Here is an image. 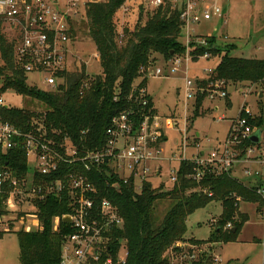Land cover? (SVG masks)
Returning <instances> with one entry per match:
<instances>
[{
    "label": "trees",
    "instance_id": "1",
    "mask_svg": "<svg viewBox=\"0 0 264 264\" xmlns=\"http://www.w3.org/2000/svg\"><path fill=\"white\" fill-rule=\"evenodd\" d=\"M125 3L126 0H103L85 4L87 31L98 54L101 73L98 82L95 77L88 81L85 66L80 64L74 71H70L68 67L60 71L57 75L59 82L53 89L44 90L31 86L27 82V76L13 60V43L2 37L0 93L12 90L43 104L45 110L36 112L25 108L2 107L0 119L23 132L30 130L32 120L41 121L48 137L59 144L67 137L78 154L103 149L108 139L106 130L111 119L131 105L137 107L133 100L128 99V95L136 83L146 85L147 78L140 72L141 68L147 70L154 65V54L168 62L186 52V46L180 42L183 27L180 18L182 3L176 6L171 0H163L150 11L143 12L141 8L135 24L132 27L126 25L119 33L118 12ZM119 34H122L120 41ZM197 37L199 36H192L189 40L192 61L206 52L219 58L208 79L198 82L200 86L212 80L249 82L260 84L264 92L263 60L231 56L234 45H217L215 37L210 36L203 46L195 43ZM86 81L89 86L84 88ZM116 95L118 98L114 100ZM203 98L204 95L196 98L195 115H198ZM226 105L231 106L228 97ZM152 112L156 113V109ZM239 115L244 116L243 109ZM248 123L263 132L264 98L258 102V114L248 117ZM249 144L253 143L247 138L241 146L244 148ZM0 161L3 166L6 165L12 177L20 182L26 178L29 165L22 145L0 154ZM193 167L192 162L182 160L177 167L176 181L170 188H165L162 184L154 186L147 179L142 181L140 190L136 191L133 178L124 182L106 164L90 171H85L81 164L76 166L93 183L95 191L91 193V197L95 204L103 199L108 200L122 219V227L115 226L107 234L108 254L113 259L112 264H120L116 263V259L122 244L127 251L123 264H170V252L178 253L179 243L202 246L234 242L248 220V216L239 211L240 202L257 203L259 213L264 208V181L246 185L231 174L223 172L220 175L207 174L200 182H195L189 178ZM72 168L73 165L62 164L59 171L49 176H34L33 183H51ZM259 188L263 190L262 194L258 193ZM208 192L212 195L209 196ZM6 197L7 195L3 196ZM163 200L169 201L170 205L163 217L157 220L155 206ZM211 201H220L222 208L219 218L214 222V231L205 240L187 239V217ZM33 203L40 228L16 231L20 248L18 264H60L62 244L73 232L71 224L63 221V217L71 213L70 195L63 189L58 194H49L42 201ZM56 217L59 218V224L54 230L53 221ZM228 223L231 227L224 229L223 226ZM2 233L4 232H0V235ZM207 254L203 251L197 260L189 264H214Z\"/></svg>",
    "mask_w": 264,
    "mask_h": 264
},
{
    "label": "built area",
    "instance_id": "2",
    "mask_svg": "<svg viewBox=\"0 0 264 264\" xmlns=\"http://www.w3.org/2000/svg\"><path fill=\"white\" fill-rule=\"evenodd\" d=\"M77 1L72 0L68 3L67 8H62L59 7L58 0H0V46L2 37L9 43H13L15 64L21 68L27 78L30 74L43 78L44 85L49 89L57 86L58 73L67 67L66 55L69 53L68 44H70L72 31L69 21L75 14L70 12V7H75ZM162 1L151 0L150 3L152 7H156ZM199 1L203 0L180 1L183 5L180 14L183 22L182 30H186L187 35L188 44L186 47L189 46V35L193 33L191 25L201 20H209L212 16L222 19L224 14V8L217 2L214 3L211 10L205 8L199 12L196 6ZM197 44L202 45L203 42ZM187 49L186 56H176L169 60L171 71H177L182 57H185L186 61L190 60L189 47ZM210 56L211 54L206 52L202 58ZM1 61L0 59V65L3 64ZM151 68L147 70L141 68L140 72L148 77ZM211 71L208 69L209 74ZM162 74L161 68H155L153 76ZM184 85L185 99L191 96L197 97L198 94L204 95L210 101L228 97L225 80L208 81L204 86L196 83L193 90L191 89V80H185ZM88 86L86 81L83 87L87 88ZM3 95L0 93V108L8 107ZM117 98V95L114 96V100ZM128 99L133 100L137 107L134 108L131 105L129 109L120 112L111 119L110 126L106 130L108 139L103 149L88 150L82 154H78L76 147L67 137L61 144L48 137L41 121L32 120L30 130L23 132V130L0 119V154H5L20 144L26 151L28 164L29 162L33 164L32 177L28 185L27 176L20 182L11 176L6 165L3 166L0 161V232L5 231L4 218L10 210L6 202L17 198L23 191H28L27 201H31L35 208L33 201H42L47 195L58 194L66 189L70 195L71 208V213L66 216L71 218L69 223L73 232L65 238L62 244L60 264L114 263L108 254L109 237L107 234L115 226L122 227V219L108 200L103 199L97 205L95 204L91 197V193L95 191L93 183L84 172L78 171L76 166L81 164L85 171H90L106 164L124 182L133 178L136 191H138L136 188L138 186L137 179L140 190L142 181L147 180L152 174L160 175V167L153 168L151 166L152 162L158 160V155L161 153L158 144L163 138L157 112H152L155 109L152 97L146 85L140 86L139 83H136L132 86ZM241 109H243L244 116L238 114L232 120L227 137L223 141H218L211 151H196L190 158H186V139H184L182 151L175 154L170 160L176 158L179 162L182 160L192 162L194 167L189 178L195 182H200L207 174L220 175L223 172L231 174L237 165L242 166V175H245L250 183L263 182L264 158L257 147L258 144H249L244 148L241 146L244 140L259 129L248 123V117L253 116L250 110L246 106H242ZM148 162L150 165H147ZM62 164L73 165V168L61 178L52 180L51 183L45 185L33 183L34 176H49V174L59 171ZM119 170L122 171V175ZM176 172L177 169L169 171L168 181L172 184L176 181ZM113 185L115 186V184ZM258 193L262 194L263 190L259 188ZM4 195L7 197L3 198ZM208 195L211 196L212 193L208 192ZM2 203L5 204L2 205ZM4 210L8 213H5ZM32 214L35 226L33 230H38L40 228L39 219L35 212ZM58 224L59 218L56 217L53 221L54 230L57 229ZM30 226L28 224L24 230L31 231ZM225 227L230 228L231 225L228 223ZM178 246L180 247L178 253L171 254L170 252V264H189L191 261L197 260L204 251L200 245L179 243ZM261 246L264 248V242L261 243ZM126 256L127 251L122 244L116 263L123 264ZM215 259H217L216 256H214Z\"/></svg>",
    "mask_w": 264,
    "mask_h": 264
},
{
    "label": "rangeland",
    "instance_id": "3",
    "mask_svg": "<svg viewBox=\"0 0 264 264\" xmlns=\"http://www.w3.org/2000/svg\"><path fill=\"white\" fill-rule=\"evenodd\" d=\"M71 1L58 0L59 7L67 8ZM90 1L103 0H78L75 7H70V12L75 14L69 21L73 36L70 38L69 53L66 55L68 69L74 71L80 64H83L88 81L101 75L95 44L87 31L85 4ZM150 1L126 0L123 8L118 12V32L120 33L126 25L132 27L135 24L139 9L143 8V12L150 11L153 8ZM180 1L171 0L172 4L176 6ZM215 2L225 9L222 19L212 16L209 20H201L191 25L193 34L190 33L189 40L192 36H199L195 38V43L203 42L202 45L204 46L206 45V38L214 36L217 45H234L230 52L231 56L263 60L264 36L261 34H264V0H203L197 2V10L199 12L205 8L211 10ZM121 37L122 34H119V41ZM254 38H258L255 43H253ZM180 42L184 46L188 44L186 30L182 31ZM187 48L188 46L182 56L187 55ZM153 58L155 59L154 65L149 70L150 73L148 72L149 76L146 77V88L152 96L163 138L158 144L161 150L158 160L151 163L153 168L160 167V175L152 174L148 180L154 186L162 184L165 188H170L172 183L168 181L169 171L177 169L179 165L178 159L170 160V158L182 151L184 139H186V158H190L196 151H211L218 141H223L227 137L232 120L238 116L242 106H246L252 115L258 114V102L264 98V92L260 84L228 82L227 92L231 106L226 105L225 98L210 101L204 97L198 115H195V103L199 94L197 97L191 96L185 99V80L192 81V90L196 83L207 80L208 69L213 71L218 63V56L200 57L196 61H192L191 58L186 61L185 57H182L181 64L174 72L171 71L169 61L165 62L162 57L155 54ZM155 68H161L163 74L153 76ZM27 82L39 89L46 90L47 88L40 76L30 74ZM259 92H262V97H259ZM3 97L5 104L11 107L25 108L36 112L45 110L43 104L29 97L18 95L12 90L7 91ZM260 143L264 158V130L261 134ZM28 165L27 184L29 185L33 164L29 162ZM147 165H150V162ZM119 173L122 175L121 170ZM231 176L238 178L243 184H250L245 175L237 177L234 174ZM138 182L137 179L138 186L136 188L139 191ZM27 192L23 191L21 195L10 202L3 200L10 207V210L4 218L5 231L0 235V264H18L20 248L16 231L24 229L28 224L31 225L30 230L35 227L32 213H36V211L31 201H27ZM4 204L2 203V205ZM169 205L170 202L167 200L157 202L154 211L157 220L163 217ZM257 208V203L240 202L239 211L246 214L248 220L243 224L236 241L202 245L204 251L208 253L207 255L211 256L214 264H263L264 248H262L261 243L264 242V208L260 213ZM221 210L220 201H211L205 207L195 210L187 217L186 238L198 240L209 238L215 229L214 222L219 218ZM223 228L227 229L225 226ZM214 256L217 259L214 260Z\"/></svg>",
    "mask_w": 264,
    "mask_h": 264
},
{
    "label": "water",
    "instance_id": "4",
    "mask_svg": "<svg viewBox=\"0 0 264 264\" xmlns=\"http://www.w3.org/2000/svg\"><path fill=\"white\" fill-rule=\"evenodd\" d=\"M261 36H264V34H261ZM258 40V38H254L253 39V43H255ZM96 81H99V77L95 76ZM259 97H262V92H259ZM260 136H261V131L258 130L255 134L251 135L249 137V140L253 143V144H259L260 142ZM71 218L70 216H65L63 217V221L64 222H70Z\"/></svg>",
    "mask_w": 264,
    "mask_h": 264
},
{
    "label": "crops",
    "instance_id": "5",
    "mask_svg": "<svg viewBox=\"0 0 264 264\" xmlns=\"http://www.w3.org/2000/svg\"><path fill=\"white\" fill-rule=\"evenodd\" d=\"M125 10H127V8H125ZM225 11V9H224ZM183 31V30H182ZM193 33H191L192 35ZM194 37V36H193ZM151 95V94H150ZM152 97V96H151ZM155 107V106H154ZM156 109V108H155ZM196 136L198 137V134H196ZM196 137V138H197ZM260 140H261V136H260ZM258 149L262 152V144L259 142V145L257 146ZM242 166L241 165H237L231 172V175H237V177L242 176V170H241ZM236 178V177H235ZM238 180V178H236Z\"/></svg>",
    "mask_w": 264,
    "mask_h": 264
}]
</instances>
